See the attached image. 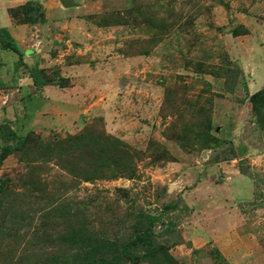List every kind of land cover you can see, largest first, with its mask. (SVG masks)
Here are the masks:
<instances>
[{"label":"rangeland","instance_id":"374dc122","mask_svg":"<svg viewBox=\"0 0 264 264\" xmlns=\"http://www.w3.org/2000/svg\"><path fill=\"white\" fill-rule=\"evenodd\" d=\"M27 1L17 45L67 86L1 51L0 126L26 139L0 164V264H71V229L112 239L137 211L167 255L119 264H264V0Z\"/></svg>","mask_w":264,"mask_h":264},{"label":"trees","instance_id":"16d2710c","mask_svg":"<svg viewBox=\"0 0 264 264\" xmlns=\"http://www.w3.org/2000/svg\"><path fill=\"white\" fill-rule=\"evenodd\" d=\"M6 13L12 23L32 25L41 21L38 12L35 10L34 3L27 1L22 5L6 9ZM0 50H7L17 56L15 67L22 66L34 89H40L45 85L67 86L66 79L55 73L53 77H47L38 67H26L21 59L16 43L9 32L0 27ZM56 78V79H55ZM225 85L227 91H231L232 85ZM258 93V92H256ZM256 93L249 96L251 104L255 100ZM0 132L10 144H5L0 148V164L3 159L11 154L15 148L21 145L26 137H17L16 134L7 126H0ZM13 141L15 143L13 144ZM1 193V186H0ZM154 216L137 211L134 216L129 218L126 225L118 234L112 238L99 237L97 234L87 232L79 228H73L66 235V242L72 247L70 257L71 264H119L122 260L130 261L144 258L146 261L166 257L164 247H160L152 235V221Z\"/></svg>","mask_w":264,"mask_h":264},{"label":"crops","instance_id":"0c3cea01","mask_svg":"<svg viewBox=\"0 0 264 264\" xmlns=\"http://www.w3.org/2000/svg\"><path fill=\"white\" fill-rule=\"evenodd\" d=\"M12 4H13L12 0H0V27L5 28L9 32V34L12 36V38L14 39L16 46L18 48V51L21 54V59H22L23 64L28 68L35 67L33 65L29 66V64H28V61L31 60L30 56L33 53L32 48L22 52V50L17 45V43H18L17 40L19 38L21 39L22 37L27 38L28 34L33 33L32 30L34 28H36V24L34 26H27V25H16V24L12 23V21L10 20V18L8 17V15L6 13V9L11 7ZM1 51H7V50H0V57H2ZM12 54H13V56H11L10 58L4 57V59L6 60V65H7L6 67H8V66L12 67L13 63L17 59V56L14 53H12ZM15 57H16V59H15ZM28 79L29 78L27 76V81H28L27 85H30L31 81H29L30 79L29 80ZM1 83H3V82H1ZM27 85H25V87L23 86L24 88H22L20 91H24V89L26 90ZM25 92H23V93H25ZM20 99H21V97H20ZM13 107H15V108L18 107V110H21L23 105H22V103L17 102V103H15V105ZM30 112L31 111H28V113H30ZM23 115H25V116H23ZM23 115L21 116L23 119V125L24 126L25 125L31 126L32 125L31 124V122H32L31 121L32 120L31 114L30 115L29 114H23Z\"/></svg>","mask_w":264,"mask_h":264}]
</instances>
